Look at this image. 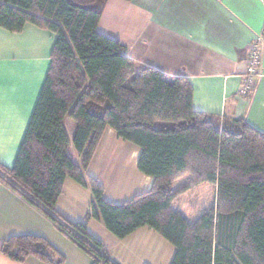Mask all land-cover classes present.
Returning <instances> with one entry per match:
<instances>
[{
  "label": "trees",
  "instance_id": "obj_1",
  "mask_svg": "<svg viewBox=\"0 0 264 264\" xmlns=\"http://www.w3.org/2000/svg\"><path fill=\"white\" fill-rule=\"evenodd\" d=\"M107 2L0 0V27L19 33L31 23L56 34L15 163L0 164V179L90 253L91 264H115L88 232L91 219L118 238L157 231L175 247L170 264H264V132L243 117L195 110L188 78L131 59L120 39L98 30ZM66 117L76 123L72 141ZM108 128L140 149L137 168L153 178L150 189L121 203L87 172ZM184 176L188 182L174 189ZM68 177L94 195L82 221L56 208ZM200 184L216 188L215 204L190 223L173 204ZM0 252L17 262L64 261L36 234L10 235Z\"/></svg>",
  "mask_w": 264,
  "mask_h": 264
},
{
  "label": "crops",
  "instance_id": "obj_2",
  "mask_svg": "<svg viewBox=\"0 0 264 264\" xmlns=\"http://www.w3.org/2000/svg\"><path fill=\"white\" fill-rule=\"evenodd\" d=\"M98 30L120 39L131 59L168 76L188 78L194 87L195 110L228 119L243 117L264 132V42L256 87L248 98L239 95L249 46L256 35L264 33V0H108ZM55 39L54 32L31 23L19 33L0 27V164L12 167L15 163L51 64ZM64 123L72 141L76 123L69 117ZM106 139L118 143L120 138L112 128L106 130L87 172L104 185L109 200L121 203L130 198L112 199L93 165ZM128 148L129 160L134 159L133 169L138 170L140 149ZM135 173L137 182L132 189H139L134 195L150 189L153 183L152 177ZM68 178L65 188H70L71 204L77 209H64V203L69 201L61 200L66 189L56 208L67 220L82 221L88 212L83 208L91 205L94 195L89 187L85 190ZM124 191L126 188L119 190ZM83 195L86 202L81 200ZM176 201L173 207L190 223L206 211L190 212L188 207H178ZM87 229L103 244L105 255L115 264H170L175 254V247L149 227H141L125 238L110 232L102 219H91ZM13 234L47 238L64 256L62 264L93 261L90 253L0 179V243ZM52 258L59 260L58 255ZM0 264L50 263L36 256L17 262L0 252Z\"/></svg>",
  "mask_w": 264,
  "mask_h": 264
},
{
  "label": "rangeland",
  "instance_id": "obj_3",
  "mask_svg": "<svg viewBox=\"0 0 264 264\" xmlns=\"http://www.w3.org/2000/svg\"><path fill=\"white\" fill-rule=\"evenodd\" d=\"M118 143L111 142L106 139L100 148L99 153L95 157L93 163L96 173L101 176L102 180L108 187V195L116 201H123L127 198H131L139 188H133L132 185L136 184V174L139 172L137 169H133L134 159L130 161V148L129 146L135 147L134 144L122 139H118ZM68 180H71L68 178ZM74 182L73 180H71ZM76 183V182H75ZM187 183V176L178 179L174 184V189H179ZM77 184V183H76ZM80 186L85 189L86 186ZM90 188V187H89ZM126 188L124 193L119 190ZM66 193L61 200H69L68 203H64L66 206L64 209L69 208L70 210H76L75 206L71 204V191L70 188L66 187ZM91 189V188H90ZM137 189V190H136ZM86 190V189H85ZM92 190V189H91ZM120 194H119V193ZM93 194V193H92ZM216 188L212 185H205L191 189L190 191L180 195L177 198L176 204L178 207L184 209L188 207L190 212H203L208 210L215 204ZM63 195V194H62ZM61 195V196H62ZM60 199V198H59ZM86 196H82V201L86 202ZM196 201V202H195ZM194 205V207H193ZM83 209L90 210V205L85 206ZM86 211V212H87ZM85 212V213H86ZM87 214V213H86ZM85 214V216H86ZM84 216V218H85Z\"/></svg>",
  "mask_w": 264,
  "mask_h": 264
},
{
  "label": "built area",
  "instance_id": "obj_4",
  "mask_svg": "<svg viewBox=\"0 0 264 264\" xmlns=\"http://www.w3.org/2000/svg\"><path fill=\"white\" fill-rule=\"evenodd\" d=\"M264 42V33L256 35L249 46V56L246 62V71L244 73V79L239 90V95L245 98L250 97L260 74V65L262 57V46ZM101 264H104L101 262Z\"/></svg>",
  "mask_w": 264,
  "mask_h": 264
}]
</instances>
